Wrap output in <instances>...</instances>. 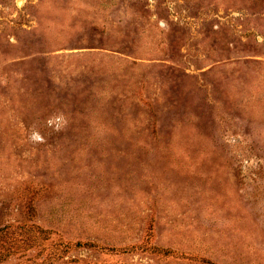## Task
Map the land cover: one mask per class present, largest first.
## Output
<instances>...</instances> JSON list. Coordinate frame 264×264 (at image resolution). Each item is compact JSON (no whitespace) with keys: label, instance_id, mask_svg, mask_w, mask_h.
<instances>
[{"label":"rangeland","instance_id":"1","mask_svg":"<svg viewBox=\"0 0 264 264\" xmlns=\"http://www.w3.org/2000/svg\"><path fill=\"white\" fill-rule=\"evenodd\" d=\"M1 230L0 264H264V0H0Z\"/></svg>","mask_w":264,"mask_h":264},{"label":"trees","instance_id":"2","mask_svg":"<svg viewBox=\"0 0 264 264\" xmlns=\"http://www.w3.org/2000/svg\"><path fill=\"white\" fill-rule=\"evenodd\" d=\"M40 231H41V230H40ZM1 232H2V230L0 231V235H2L3 237H5L6 234H5V233L1 234ZM4 232H6V231H4ZM75 246H77V247H82V246L91 247V246H93V245L88 244V243H84V244L76 243ZM1 259H2V256L0 255V260H1Z\"/></svg>","mask_w":264,"mask_h":264}]
</instances>
